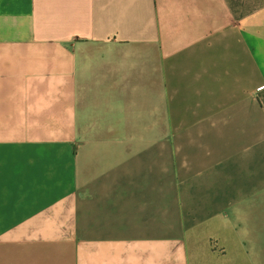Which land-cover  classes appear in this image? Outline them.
<instances>
[{"label":"crops","instance_id":"1","mask_svg":"<svg viewBox=\"0 0 264 264\" xmlns=\"http://www.w3.org/2000/svg\"><path fill=\"white\" fill-rule=\"evenodd\" d=\"M0 264H264V0H0Z\"/></svg>","mask_w":264,"mask_h":264}]
</instances>
